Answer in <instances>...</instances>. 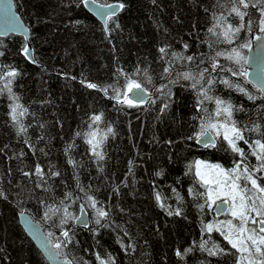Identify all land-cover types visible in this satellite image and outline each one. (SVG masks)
<instances>
[{"label": "trees", "instance_id": "obj_1", "mask_svg": "<svg viewBox=\"0 0 264 264\" xmlns=\"http://www.w3.org/2000/svg\"><path fill=\"white\" fill-rule=\"evenodd\" d=\"M96 1L124 5L106 28L84 0H14L30 29L34 62L24 37L0 36V264H48L19 224L22 210L72 264H238L240 253L214 226L197 162L230 173L247 167L264 187L254 154L256 141L264 143V94L247 76L233 75L247 72L264 5H237L247 12L241 21L232 0ZM241 23L229 43L224 30ZM233 48L246 63L227 59ZM130 80L152 93L146 103L120 102ZM216 100L232 105L230 119L216 115L223 107ZM231 122L242 131L236 145L243 156L223 127L219 135L208 129L215 145L197 143L202 128ZM93 132L102 159L88 143ZM82 209L85 228L76 224Z\"/></svg>", "mask_w": 264, "mask_h": 264}, {"label": "snow or ice", "instance_id": "obj_2", "mask_svg": "<svg viewBox=\"0 0 264 264\" xmlns=\"http://www.w3.org/2000/svg\"><path fill=\"white\" fill-rule=\"evenodd\" d=\"M85 3L88 2V0H84ZM93 4H95L96 0H91ZM232 8L231 13H234L236 16L240 18L241 21H243L244 17L247 15L246 11H242L241 7H238L237 5L242 6L243 9H247L250 4L248 0H232ZM258 5H264V0H256L255 4H252V7H257ZM124 7L123 3H119L118 5H112V4H105L98 9L99 14L102 17L111 18L115 16L116 12L114 9L120 8L122 9ZM104 9H110V11L105 12ZM259 11L261 14V18L259 20V31L264 34V6L259 7ZM251 24L252 21L249 20L248 22V29L251 30ZM245 25L243 23L240 24L239 27L233 28L232 25H228L227 28L223 32L224 38L231 43L232 37H234L236 34L240 32L242 28H244ZM210 32L213 31V29H209ZM256 40L258 41H264V36H256ZM241 48H247L249 47L248 43L240 45ZM28 49L25 48L24 52L25 54L28 53ZM164 49H161V52H163ZM217 55H221V53H218ZM188 60L193 59L192 57H187ZM227 59L232 60L237 65H242L243 63H246L244 56L241 54V52L233 48L231 53L227 55ZM216 65L213 64V68H215ZM167 71V69L165 70ZM9 76H15V72H9ZM202 75V74H201ZM233 75H240V76H247L246 71H239V72H233ZM184 79H193L190 73H184ZM199 83V81H197ZM225 83H228L225 81ZM90 88L97 87L94 84L89 83L87 85ZM193 87H196V84L192 85ZM259 91L264 94V77L261 78V82L258 85ZM134 90L143 91L142 86L137 83L134 80H130L127 84V92H133ZM240 91H244V89H240ZM116 99L119 101L120 97L117 95ZM249 99H255V97L249 95ZM123 103H127L129 106L133 105V101L128 99L127 93L124 94L123 101H120ZM216 104L218 107L216 115H220L221 113H224L227 115V117L230 119L232 115V105L226 103L225 101L216 100ZM16 107H19L18 105ZM16 119L15 115V107L13 108V120ZM101 119L100 116L93 117L94 121H99ZM224 128V139L228 141V143L231 145L232 149L236 152H240V154L243 156V151L239 149L236 145V140H242L244 137L242 135L241 129L237 128L235 126L234 122H231V125L228 123H225L223 125H217V124H209L206 128H202L200 132V136H204L205 132L208 131V129H215L217 131V134L219 135V128ZM111 131V129H109ZM90 136L93 137V139H90L88 141L89 144L92 145L93 151L96 153V155L102 159L103 156L101 153L96 152V148L99 146L101 141H95L96 133H90ZM247 143V142H246ZM256 145L259 149L258 152H254V154L257 156V159L261 161L260 167L258 169H255V171H261L264 170V143H261L259 140L256 141ZM197 167H199V162H197ZM214 168H219L218 165L209 166ZM239 165L236 169H233V173L239 172ZM37 172H40L39 167H37ZM198 175H201V173L197 172ZM243 175L247 181L251 182L252 188L256 190L257 193L264 194V187L260 186L258 184L257 180L258 178H254L253 173L248 170L247 167L243 169ZM203 179V176H201ZM240 179V175L237 174L235 176V180L231 182L230 185H228L227 180L223 182L225 186L228 187V191L223 193V195L230 198L231 201V208H232V216L234 219L238 220V225L233 224L231 220L227 221V233L225 234L222 232L221 234L224 235V239L228 241V243L231 245L233 249H236L239 253H241V261L238 262V264H243L244 260H247V264H264V259L260 260H253L251 259L252 256V250H255V253L258 254L260 257H264V196H249L248 188L244 187L243 189L240 188L239 184L236 183ZM205 183H208V181H205ZM215 195L216 198H219L221 195V192L217 191L215 194L212 190H209L208 193V199L211 200L213 203H215V199L213 198ZM157 199L159 200V196L157 195ZM90 206L92 208H96V201L92 197H88ZM237 200H239V204H237ZM257 201L259 204L257 205ZM229 201H224L225 204H227ZM163 206V205H161ZM203 207V206H201ZM97 216L98 217H104L107 215L105 211L102 209H96ZM171 215L172 213L169 212ZM179 214V210H177V213ZM254 214V215H253ZM79 219V218H78ZM66 221H62L64 223ZM86 223V221H85ZM97 223H99V219H97ZM249 225H253L250 227ZM213 225L208 224L206 225V230L211 232L213 230ZM219 230V229H217ZM63 236L68 237V232H64ZM206 243V242H205ZM62 245L60 243H57L53 247L56 249H59ZM201 248L204 249L205 245L202 244ZM214 248L218 249V246L214 245ZM209 252V255H216L217 251H214L212 249H205ZM188 251H191V249H188ZM219 251H223L222 249H219ZM50 255H53L50 253ZM55 255H59L56 253ZM177 255H181V253L178 251ZM109 261H111V258H109ZM66 264H71V261H67ZM101 264H109V262L102 261Z\"/></svg>", "mask_w": 264, "mask_h": 264}, {"label": "water", "instance_id": "obj_3", "mask_svg": "<svg viewBox=\"0 0 264 264\" xmlns=\"http://www.w3.org/2000/svg\"><path fill=\"white\" fill-rule=\"evenodd\" d=\"M112 5H118L119 2L109 3ZM102 4L98 1L93 4L91 0L87 3L84 2L85 8L104 26L107 27V17H102L99 14L98 9ZM116 14L122 10L120 8L114 9ZM105 12L110 9H104ZM114 17V16H113ZM20 35L28 42L27 49L29 50L26 57L34 62V50L30 44V29L22 19L20 13L17 11L14 0H0V36L8 35ZM258 36H264L260 34ZM252 38L251 46L247 55V77L248 80L259 89L258 85L261 82V78L264 77V41H258ZM143 91L134 90L133 92H127L128 99L134 103H146L152 96V93L142 86ZM216 138L211 130L205 132L204 136H200L197 139V143L202 147L216 144ZM226 200H220L214 205V214L219 218L226 215L229 211L230 203H224ZM79 218V219H78ZM76 220L78 227L85 228L89 224L88 215L85 209H82L79 217ZM18 221L25 232L30 238L39 252L46 259L48 264H66L69 259L63 258L58 250L54 248L48 234L44 230L43 226L30 215L29 212L22 210L18 213ZM86 221V223H85ZM52 253L53 255H50ZM58 253L59 255H55ZM72 264V262H71Z\"/></svg>", "mask_w": 264, "mask_h": 264}, {"label": "rangeland", "instance_id": "obj_4", "mask_svg": "<svg viewBox=\"0 0 264 264\" xmlns=\"http://www.w3.org/2000/svg\"><path fill=\"white\" fill-rule=\"evenodd\" d=\"M199 162V167L198 172L201 173L200 177L203 176V181H208L206 183L208 185V190H212L213 193L215 194L217 191L221 192V195L219 198H216L214 195L215 203L220 201V200H227L230 203L229 211L226 214V216L219 217L217 222L214 224L215 227L219 228L220 230H223L225 234L227 233V221L231 220L233 224L238 225V220L234 219L232 216V208H231V201L230 198L223 195V193L228 191V187L225 186L223 183H218V182H223L227 180L228 185L231 184L233 180H235V176L237 174L240 175V179L236 181L237 184H239L240 188L243 189L244 187L248 188V195L249 196H264V194L257 193L255 189L252 188L251 182L247 181L243 175V169H239L238 173H230L226 172L223 169L219 168H214V167H209V166H214V165H209L208 163H205L204 161L200 160ZM254 176V175H253ZM256 178V177H254ZM258 182V181H257ZM259 184V183H258ZM214 203V205H215ZM237 204H239V200H237ZM259 202L257 201V205ZM254 215V214H253ZM252 227L253 225H249ZM241 253H240V261H241ZM251 259L253 260H260L264 259V257H260L258 254L255 253V250H252V256ZM243 264H247V260L243 261Z\"/></svg>", "mask_w": 264, "mask_h": 264}]
</instances>
